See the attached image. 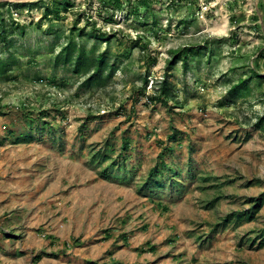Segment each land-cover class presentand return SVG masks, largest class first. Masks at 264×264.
Here are the masks:
<instances>
[{
	"label": "rangeland",
	"instance_id": "rangeland-1",
	"mask_svg": "<svg viewBox=\"0 0 264 264\" xmlns=\"http://www.w3.org/2000/svg\"><path fill=\"white\" fill-rule=\"evenodd\" d=\"M122 1L0 0V264H264V0Z\"/></svg>",
	"mask_w": 264,
	"mask_h": 264
},
{
	"label": "trees",
	"instance_id": "trees-1",
	"mask_svg": "<svg viewBox=\"0 0 264 264\" xmlns=\"http://www.w3.org/2000/svg\"><path fill=\"white\" fill-rule=\"evenodd\" d=\"M112 2L113 7L118 10V11H123L124 10V3L122 0H110ZM33 4H16V7H25V6H34ZM50 12L49 7L47 8V13ZM59 13V11H56ZM52 14V13H51ZM4 41L6 40L5 37H3ZM76 49V44L74 41H71L63 50V56L66 62H70L71 64H74L75 67L80 70L82 68L81 66H84V71H88L90 67H93L95 69V74L87 81V85L93 84L95 82H98L103 79L104 73L107 70V67L109 66L110 63V57L107 55V53H102L100 54L97 58L95 56H89L83 49L78 51L77 57L74 56V51ZM198 55V50L195 49H185L182 50L181 52L177 53L174 56V61L170 63L169 69H173V66L179 62H182L185 69L188 67V60L190 56H196ZM8 66V62H1V70L2 72L5 71L6 67ZM116 70L114 65H112L111 71L108 74L107 78H111L115 74ZM162 91L160 97H158L156 100L163 101L164 99H169L172 96L171 89L168 85V81L165 80L162 83ZM247 87V83L243 82L241 85L237 86L235 90L232 92V94H236L242 90H245ZM260 125H264V122L261 121ZM18 143H25L27 141H17ZM17 143V144H18ZM162 157V155H161ZM149 176L153 177L154 176V171H151ZM257 205L252 209V210H247L241 213L238 217L243 216L246 218V220H252L256 214L257 211L262 208L264 205V198H259ZM260 247H264V235H263V240L260 243Z\"/></svg>",
	"mask_w": 264,
	"mask_h": 264
}]
</instances>
